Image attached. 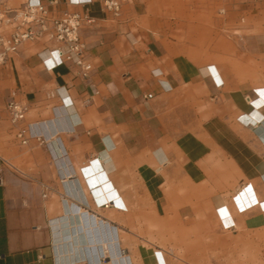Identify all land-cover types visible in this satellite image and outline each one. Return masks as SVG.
<instances>
[{
  "label": "crops",
  "instance_id": "1",
  "mask_svg": "<svg viewBox=\"0 0 264 264\" xmlns=\"http://www.w3.org/2000/svg\"><path fill=\"white\" fill-rule=\"evenodd\" d=\"M54 1L56 18L93 20L80 32L93 70L83 79L44 37L0 65V264H160L161 251L155 262L136 245L139 222L263 230L264 0H130L118 16L103 0ZM202 14L263 55L237 70L206 65L184 33L204 28ZM15 26L0 16L5 37ZM11 100L27 109V145Z\"/></svg>",
  "mask_w": 264,
  "mask_h": 264
},
{
  "label": "rangeland",
  "instance_id": "2",
  "mask_svg": "<svg viewBox=\"0 0 264 264\" xmlns=\"http://www.w3.org/2000/svg\"><path fill=\"white\" fill-rule=\"evenodd\" d=\"M203 4L210 5L205 2ZM221 8L219 4V9ZM216 19L217 29L210 24V16L202 14L197 20L202 22L204 28L184 32L188 43L195 38L199 39L197 48L201 49L202 56L208 59L206 65L217 64L226 68L229 64L237 70L244 63V55H263L250 49L246 42L248 33L223 28V18L217 16L214 21ZM215 51L219 53V60L210 62L211 53ZM246 64L257 69L263 68L254 60ZM133 232L139 236L135 239L136 245L148 248L152 260L156 251L163 252L167 264H264V229L252 233H233L222 226L213 227L204 220L166 223L155 221L139 222ZM161 252H156L155 258L160 264H165Z\"/></svg>",
  "mask_w": 264,
  "mask_h": 264
},
{
  "label": "built area",
  "instance_id": "3",
  "mask_svg": "<svg viewBox=\"0 0 264 264\" xmlns=\"http://www.w3.org/2000/svg\"><path fill=\"white\" fill-rule=\"evenodd\" d=\"M69 3L77 5L90 4L92 0H68ZM130 0H103L104 8L118 16L121 13L123 3ZM8 0H0V16L6 17L9 23L15 24V30L10 37H5L0 32V65H4L12 56L18 53V49L25 41H33L40 38H47L55 41L59 48L55 53L61 63H72L79 69V75L86 79L92 72L93 67L87 62L84 56V44L80 32L85 23L93 22L92 19L79 13L65 14L61 18L54 17L48 7L56 4L54 0L47 5L39 1L29 0L24 7L18 9H7ZM8 120L16 129L15 137L21 145H27L29 138L26 131L21 129L25 121L27 109L11 100L6 107ZM230 226L227 229H232Z\"/></svg>",
  "mask_w": 264,
  "mask_h": 264
},
{
  "label": "bare ground",
  "instance_id": "4",
  "mask_svg": "<svg viewBox=\"0 0 264 264\" xmlns=\"http://www.w3.org/2000/svg\"><path fill=\"white\" fill-rule=\"evenodd\" d=\"M208 70V69H207ZM208 72V71H207ZM208 73H210V72H208ZM218 78V77H217ZM262 94H263V92H262ZM258 96H262V95H260V93L258 92ZM264 96V95H263ZM257 112V111H256ZM255 115V114H254ZM259 117V116H258ZM109 188V187H108ZM121 200V199H120ZM120 200H119V203H121L120 202ZM100 201V200H99ZM249 202H250V200H249ZM123 203V202H122ZM251 203V202H250ZM225 205V204H224ZM125 208V207H124ZM66 213H68V214H74L71 210H70V207H68V209L66 210ZM227 215V212H226V209H223V211L221 212V216H222V218H224L225 216ZM74 218V217H73ZM70 221V220H69ZM72 222V221H71ZM68 223V222H67ZM67 226H68V224H67ZM70 226V225H69ZM68 226V227H69ZM61 227V226H60ZM68 229V228H67ZM70 229V228H69ZM65 230V229H64ZM62 234V233H61ZM70 235V234H69ZM79 249V248H78ZM96 249V248H95ZM98 249V248H97ZM98 253V252H97ZM108 254V253H107Z\"/></svg>",
  "mask_w": 264,
  "mask_h": 264
}]
</instances>
